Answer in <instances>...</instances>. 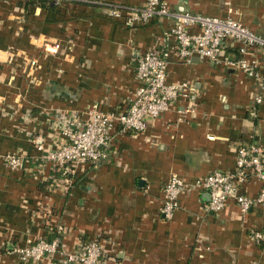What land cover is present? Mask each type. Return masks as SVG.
I'll return each instance as SVG.
<instances>
[{"label": "crops", "instance_id": "obj_1", "mask_svg": "<svg viewBox=\"0 0 264 264\" xmlns=\"http://www.w3.org/2000/svg\"><path fill=\"white\" fill-rule=\"evenodd\" d=\"M144 2L0 4V264H34L16 249L52 240L60 225L67 252L97 237L105 264H264V242L252 238L264 230V203L241 215L231 200L217 214L208 210L205 193L192 190L179 196L170 220L161 217L162 188L172 175L190 185L213 171L231 172L238 143L264 150V87L239 69L177 61L174 41L164 35L166 20L131 30L103 6ZM167 3L175 12L239 22L264 38V0ZM151 49L169 51L166 81L185 86L186 95L148 119L142 132L118 133L102 166L82 163L61 180L37 146L43 137L45 149L51 142L50 123H81L93 110L123 112L139 85L136 60ZM226 56L240 57L236 49ZM245 58L264 64L258 48ZM18 154L26 158L23 167H6L3 158ZM261 189L252 179L239 192L252 198Z\"/></svg>", "mask_w": 264, "mask_h": 264}, {"label": "built area", "instance_id": "obj_2", "mask_svg": "<svg viewBox=\"0 0 264 264\" xmlns=\"http://www.w3.org/2000/svg\"><path fill=\"white\" fill-rule=\"evenodd\" d=\"M5 0H0V4ZM32 0H20L27 3ZM52 4H64L70 0H49ZM109 17L122 21L124 27L134 30L152 21L163 19L168 22L164 31L166 39L172 38L177 61L191 63L209 61L253 76L259 89L264 87V64L256 65L245 58L250 49H260L264 55V38L249 28L230 19L201 16L191 12H175L167 0H145L140 7H125L112 4L103 5ZM228 49H236L237 59H228ZM171 57L167 49H151L140 55L135 64V78L139 85L128 107L123 112H101L93 110L90 117L81 123L75 120H61L50 123L47 136L49 145L45 149L43 140L37 143L43 149L42 158L51 163L59 178L67 182L76 166L82 163L98 168L110 159V145L116 135L125 132H142L148 119H156L165 114L171 104L186 95L183 85H173L166 81L167 66ZM262 93L254 98L256 104L262 102ZM56 131V132H55ZM236 162L231 172L213 171L209 175L187 185L177 175H172L162 188L161 217L170 220L179 207V196L197 190L209 198L208 210L221 212L226 203L233 200L241 215L247 214L254 206L264 203V150L258 144L238 143L235 146ZM5 165L11 170L23 167L21 155H6ZM252 179L262 184L257 197H249L239 192L241 186ZM63 226L56 230L52 240L44 237L27 241L15 253L23 262L40 264L53 260L55 264H105L103 263V243L97 237L88 239L74 253L64 248ZM256 243L264 242V230L253 234Z\"/></svg>", "mask_w": 264, "mask_h": 264}, {"label": "trees", "instance_id": "obj_3", "mask_svg": "<svg viewBox=\"0 0 264 264\" xmlns=\"http://www.w3.org/2000/svg\"><path fill=\"white\" fill-rule=\"evenodd\" d=\"M51 4L49 0H32L30 2L24 3V7L27 6H38L40 8H48V5Z\"/></svg>", "mask_w": 264, "mask_h": 264}, {"label": "water", "instance_id": "obj_4", "mask_svg": "<svg viewBox=\"0 0 264 264\" xmlns=\"http://www.w3.org/2000/svg\"><path fill=\"white\" fill-rule=\"evenodd\" d=\"M181 12H187V11L184 10V11H181Z\"/></svg>", "mask_w": 264, "mask_h": 264}]
</instances>
